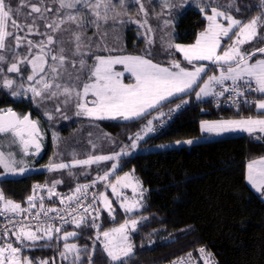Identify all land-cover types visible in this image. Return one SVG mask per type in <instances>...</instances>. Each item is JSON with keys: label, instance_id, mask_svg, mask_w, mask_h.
<instances>
[{"label": "trees", "instance_id": "obj_1", "mask_svg": "<svg viewBox=\"0 0 264 264\" xmlns=\"http://www.w3.org/2000/svg\"><path fill=\"white\" fill-rule=\"evenodd\" d=\"M9 3L16 8L20 0H9ZM142 3L145 7L147 6L146 18L153 30L152 46L145 55L166 66L171 65L173 61L182 60L175 47L169 48L168 44L172 42L175 44L192 43L198 32L206 27L204 14L197 7L190 5L178 10V6L172 3L175 5L171 7L175 20L173 28L161 29L159 20L151 16V6L157 3V0H142ZM217 3L223 6L228 3V0H218ZM126 4L128 14L123 17L124 23L113 24L109 21L99 32L95 26L87 27L86 36L92 38L90 50L92 54L114 55L142 51L141 48H144L145 41L141 37V28L135 23L128 22L129 16L140 20L134 13V9L139 6L133 0H126ZM205 4H209V0ZM212 5L214 4H209L206 12H210L209 7ZM48 6L55 7L56 5L49 0ZM235 7H238L240 11L236 12L235 8H232L234 16L246 22L257 15L259 0H235ZM29 10L27 7L21 9L16 17L18 23L25 22L24 17ZM119 10L118 8L117 11ZM45 30L41 22L39 31L44 32ZM105 32L106 36L103 35ZM18 34L23 36L24 32L21 31ZM263 38L262 36L261 39L246 44V47L256 46L258 48ZM29 39L39 41L42 37L32 34ZM8 43L15 46L13 38H9ZM15 51L23 55L27 53V46L23 45ZM3 54L7 60L0 63V67L4 68V73L0 74V80L6 75L18 82L27 72L28 66L21 65L19 74L7 73V66L12 61L13 54L11 52ZM260 58H264V54L257 53L252 60ZM228 82L231 81H225V83ZM199 83L194 90L162 102L155 110H150L148 114L140 118L123 121L111 119L97 121L100 131L94 133V136L97 134V136H102V139L99 141L100 146L94 151L92 149L93 153L98 155V153L116 152L122 145L121 143L127 142L141 129L148 117L157 113L162 112L165 115L156 117L154 124L163 117L172 116L171 124L156 138H153L150 133L145 140L140 142L141 148L149 143L173 142L197 137L201 134L199 127L201 119H226L216 116L217 111L213 108L209 96L197 98ZM14 89L15 86L12 89L0 87V107L12 106L18 112H30L33 116L53 112L54 115L49 122L52 128L63 136L60 143L54 147L55 153L51 154V158L49 157L50 152L45 151L41 158L33 163V166L47 161L66 163L73 159V154L76 158L83 159L85 149H90L86 142L94 136L88 133L91 129L78 128L82 121L87 119L82 115H76L75 101L65 104L62 97L48 100L37 98L36 105L31 107L29 100H22L18 103L13 101L10 93ZM250 96L252 101L258 98L264 99V94L259 92ZM183 100H187L188 103L170 113V109L181 104ZM253 105L246 110V114L253 113ZM57 106L60 108L59 112L56 111ZM103 131L107 132L108 136L102 135ZM257 137L259 136L237 134L169 149L139 150L134 154L124 156L119 161L118 171L130 170L147 189L143 206L128 213L113 200V217H109L104 209L100 210L99 218L95 221L89 215L85 224L77 227L70 223L63 228L60 235L68 230H75L78 233L77 236L68 238L67 243L71 241L81 247L83 257L79 264H89L90 255L91 264H164L183 257L193 259L197 256L204 264L203 258L208 254H211L215 264H264V201L245 181L246 163L264 155V138L258 139ZM73 149H77L78 153H73ZM112 163L113 161H106L69 169L32 170L19 177H2L0 167V192L3 193L5 199L24 206L27 197L34 193V186L49 188L54 181H60L55 185L56 192L60 194L59 196L66 197L78 184H91L98 175L102 176L106 171L110 172ZM105 182H96L100 190L103 189ZM99 192L95 204V208L98 209H100ZM57 199V196H53L49 200H43L44 206H53L58 202ZM35 203L40 204V200L35 199ZM141 217L147 219L140 220ZM133 219L140 220L137 229L129 233L133 252L122 261L112 262L104 252L102 245L95 239V234L118 227L125 220ZM93 222L97 227L92 226ZM7 240L11 241L14 246H20L11 234ZM45 243L49 246H43ZM49 243L61 246L65 241L56 240L55 242V239L47 242L40 241L36 247L22 248L21 254L32 261L36 257L51 259L56 254V249ZM201 248L206 251L199 252L198 249Z\"/></svg>", "mask_w": 264, "mask_h": 264}, {"label": "snow or ice", "instance_id": "obj_2", "mask_svg": "<svg viewBox=\"0 0 264 264\" xmlns=\"http://www.w3.org/2000/svg\"><path fill=\"white\" fill-rule=\"evenodd\" d=\"M133 2L139 6L137 14H144L146 17L147 10L142 0H133ZM48 3L49 0H35V2L20 0L18 7L13 8L9 0H0V63L7 60L3 53L11 52L13 59L8 63L7 73L19 74L21 65H28L31 68V73L27 76V87L24 83L19 84L17 90L12 91L13 96L20 95L23 90L25 94L30 92L34 101L37 98L63 97L65 104L75 101L77 116L84 115L97 120H131L148 114L150 110H155L169 98L194 90L198 81L202 79V74L206 73L205 65L196 66V62L200 61H211L216 64L220 68V74L208 76L196 92L198 99L207 96L220 97L225 92L237 97L243 96L245 95L242 90L244 86L238 81H244L249 90L264 94V58L251 62L257 53L264 54V47L256 48L252 52H247L242 47L261 38L260 30L264 29V0H259L257 15L246 22L237 19L231 11H228L232 8H235L236 12L240 11L238 7H235V0H228V3L223 6H212L211 14L206 12V8L209 4H214L215 0H209V4L201 6L200 12L205 14L208 23L207 27L197 34L195 42L189 45L168 44L169 48L175 47L181 52L190 65H194L192 70L182 67L176 61H173L170 67H164L146 56H95L93 64L89 65L86 57L91 54L92 38L86 36L87 27L95 26L99 32L109 21L113 24L124 23L123 17L128 14L126 0H119L118 5L113 3V0H51L55 7H49ZM199 3L203 4L204 0H199ZM174 6L171 0H163V7ZM24 7L30 10L24 17L25 22L18 23L16 17ZM117 8L120 10L117 11ZM222 21H226V25ZM9 22L11 31L8 30ZM41 22L46 29L44 32L39 31ZM128 22L138 23L140 27L145 28L146 33L153 31L148 26L147 19L141 22L129 16ZM164 23L168 25L170 21L165 20ZM21 31L24 32L23 36L18 34ZM32 34L40 35L42 39L40 41L29 39ZM103 35L106 36L107 33ZM9 38L15 40L14 47L8 43ZM224 39H231V44L219 52L218 49L223 47ZM148 42L151 43V40L149 39ZM23 45L27 46V53L21 55L15 49ZM117 64L124 65L125 70L131 73L135 79L134 84H126L122 81L120 77L123 73L113 70V65ZM225 66H227L226 71ZM3 73L4 68L0 67V74ZM228 80L232 82L231 87H223L222 91H215L216 85L223 86ZM253 81L255 88H252ZM14 86L16 81L6 75L0 80V87L4 89H12ZM89 94L92 97L90 100ZM186 103L188 101L183 100L181 104L170 109V113ZM233 103L238 101L233 100ZM245 103L254 104L258 110L264 111V99L246 100ZM56 111H60L59 106ZM159 115L162 117L165 113L161 112ZM143 131L146 134L156 131L152 120L147 122ZM201 131L215 135L236 131L246 132L250 136H256L259 133L260 136L257 138L260 139L264 138V116L238 120L202 121ZM0 133H11L22 145L25 153L30 146H34L37 153L41 150L38 122L31 120L29 115L21 118L11 108L0 109ZM143 138L139 133L136 134L131 145H125L119 152L107 155L89 154L86 159L76 158L73 154L70 164L50 163L46 167L49 170H57L118 161L121 156L129 154V149L134 151L138 147V141ZM176 143L191 144L193 141H176ZM92 147L95 148L96 145L93 143ZM23 163V161H16L11 154L6 157L4 153H0V167L4 169L5 174H23L26 171V168L22 166ZM117 167V163H112L111 170ZM108 177L109 172L106 171L104 175H98L91 184H78L71 194L66 197L61 196L60 203L66 207L45 208L43 197H41L40 207L34 216H24L18 220L7 219L5 224L0 225L2 229L0 236L5 238V243L0 245V264H33L29 257L21 255L22 248L36 247L40 241L47 242L53 239L65 241L63 251L60 252L62 260L70 261V264H79L81 249L76 244L67 243L69 237H75L78 233L72 231L63 232V235H60L63 228L57 226L55 221L59 220L62 224L71 222L80 227L86 223L89 215L93 217V221L98 219L100 209L95 208L97 197L94 195L93 202L88 205H85L83 201L88 190L97 181H107ZM247 178L258 192L264 194V157L248 163ZM57 183L60 181H54L47 189L49 198L60 195L55 192ZM139 185L140 182L129 173H125L123 177L117 176L116 183L110 184L112 194L121 198L120 207L125 212L131 213L143 206L144 190ZM40 187L42 186H34V191ZM129 187L134 195L139 191V199L129 201L123 195L122 189ZM35 199V195L27 197L29 207L23 208L21 204L5 199L0 192V216L31 213L36 209ZM99 202L111 215L114 211L112 201L105 193L99 194ZM78 212L79 219L76 218ZM50 213H55V216L49 215ZM143 219L147 218H140V220ZM32 220L37 222L35 228L30 223ZM140 220H125L118 228L97 234L96 240L101 242L104 252L112 262L122 261L132 254L133 245L130 242L129 233L137 229ZM92 226L97 227L95 222ZM9 234L15 237L20 246H14L7 240ZM43 246L49 245L45 243ZM198 251L204 253L206 250L201 248ZM203 259L204 264H215L211 254ZM38 264H49V261L40 260ZM89 264H91V255ZM171 264H185V261L181 258L172 261Z\"/></svg>", "mask_w": 264, "mask_h": 264}, {"label": "rangeland", "instance_id": "obj_3", "mask_svg": "<svg viewBox=\"0 0 264 264\" xmlns=\"http://www.w3.org/2000/svg\"><path fill=\"white\" fill-rule=\"evenodd\" d=\"M208 0H204V3L201 4L199 3V0H171V3H175L176 6H178V10L181 9V7L183 6H195L197 7L198 9H200L201 6H204L205 3L207 2ZM218 0H215V3L214 5L212 6H218L220 4L217 3ZM113 3H116L118 5L119 1H116V0H113ZM211 6V7H212ZM221 6V5H220ZM147 7V6H146ZM145 7V8H146ZM209 7V8H211ZM118 10V8H117ZM224 10V9H222ZM228 11H231V14L234 16L233 12H232V9H228ZM134 13L136 16H138L140 18V21L143 22V20L147 19L144 14H137L138 13V8L134 9ZM208 14H211V9H210V12H207ZM151 16L157 18L159 20V25H160V28L161 29H166L167 27H170L169 29H172L173 28V23H174V18L172 16L173 14V10L172 8H165L163 7V0H157V3H155L154 5L151 6ZM236 17V16H235ZM204 18H205V14H204ZM237 19H241L242 18H239V17H236ZM137 19V18H136ZM206 19V18H205ZM138 20V19H137ZM165 20H169L170 23L168 25H165L164 21ZM149 20L147 19V22ZM223 23H225L226 25V21H222ZM207 23L208 21L206 20V27H207ZM139 28H141V37L143 38V40L145 41L144 42V48H141L142 51H139L137 53H128V54H103V53H99V54H91L89 56L86 57L87 59V63L89 65L93 64L94 62V57L95 56H103V57H108V56H146L147 58H149L147 55H145V53L150 49V47L152 46V32L151 33H146L145 31V28H142L140 27V25L138 23H135ZM148 26L151 27L150 23L148 22ZM205 27V28H206ZM9 28L10 27V22H9ZM152 28V27H151ZM204 28V29H205ZM203 29V30H204ZM202 30V31H203ZM238 30V29H237ZM171 31V30H170ZM200 31V32H202ZM261 37L263 36L264 37V29H261ZM198 32V33H200ZM232 37L234 38L235 37V33L233 32L232 33ZM149 39L151 40V43H149ZM261 39V38H260ZM41 40V39H40ZM39 40V41H40ZM196 40V39H195ZM195 40L192 42V43H188V44H180V45H189V44H193L195 42ZM259 40V39H258ZM223 43V47L221 49H218L219 52H222L225 48H227L230 44H231V39H224L222 41ZM261 43L262 44H259V47H264V38L261 40ZM171 44H175L174 42H172ZM179 44V43H178ZM243 49L247 52H252L254 49H256L257 47L254 46L253 48H247L246 45H243L242 46ZM258 47V48H259ZM179 52V51H178ZM180 55H181V59L182 60H179L178 62L181 64L182 67L188 69V70H192L193 66L194 65H190L185 59H184V56L181 52H179ZM150 59V58H149ZM261 59V58H260ZM257 60V59H256ZM153 61V60H152ZM154 63H157V64H160L164 67H170L169 66H166V65H163L161 63H158V62H155L153 61ZM251 62H255V60H251ZM200 64H203L206 66V73L202 74V79H200L198 82L199 83V86H198V90L199 91V87L203 85L204 81L207 80L208 76H211V75H219L220 74V68L216 65V64H213L211 61H200V62H196V66H199ZM28 66V65H27ZM227 69V66L224 67V70L226 71ZM113 70L116 71V72H119V73H123V76L120 77L122 79V81L126 84H134L135 83V79L134 77L131 76V73L127 72L125 70V67L124 65H121V64H117V65H113ZM31 73V68L30 66H28L27 68V72L25 73V75L23 76L22 79H20L18 82H16V86H15V89L12 90V91H15L17 90V87L19 86V84L21 83H24L25 84V87H27V76ZM86 79V77H85ZM15 80V79H14ZM11 91V93H12ZM10 93V96L11 98L13 99L14 102H21L22 100H29L30 101V105L31 107L33 105H36V101H34L33 97H32V94L29 92V93H24L23 90H21V94L18 95V96H13L12 94ZM204 98V97H203ZM43 100H46L44 98H41ZM88 99H92L91 95L89 94V97ZM170 99V98H169ZM48 100V99H47ZM62 101H63V97H62ZM8 108H11L13 109L12 106H3V107H0V109H3V110H7ZM18 115L20 117L24 116L25 114L29 113L31 114L30 112H26V113H21V112H18ZM53 112H47V113H44L43 115H37V116H32V118L38 122V127H39V142L41 144V150L37 153L36 152V149L34 146H30L29 147V150L27 153H25L23 151V148H22V145L19 143V141L13 137V135L11 133H0V153H4V155L7 157L9 154H11L16 161H23V165L25 168H26V171L23 173L25 174L26 172H29V171H32V170H48L49 168L46 167L47 165H49L51 162L47 161L46 163H42L38 166H33V163L37 160H39L42 156V154L46 151L50 152V158H51V154H54L55 151H54V147H56L57 143H60L61 139L63 136H61V134L57 131V130H54L51 125V123L49 122V119H51L53 117ZM84 118H86L87 120L85 121H82L81 125H79L78 128H81L83 129V127H86L88 129H91L90 132H88L90 135H93L94 136V133H97L100 131V127H99V123H97V119H92V118H89V117H86L84 115H82ZM159 116V113L157 114H154L153 116L151 117H148L144 123V125H142L141 129L136 133V134H140L141 136H143L144 138L142 140H145L150 133H145L143 131V129L145 128V126L147 125V122L149 120H152L153 121V124H154V119L156 117ZM51 117V118H50ZM90 119V120H89ZM239 118H226V119H212V118H206V119H201L200 120V124H199V127H200V131H201V122L202 121H220V120H238ZM105 120V119H104ZM111 120H122V119H111ZM88 121V122H87ZM123 121V120H122ZM92 131V132H91ZM241 133H246V132H242V131H236V132H227V133H223V134H220V135H215V134H209V133H206V132H202L201 131V134L197 137H194V138H191V139H180V140H176V141H186V140H192L193 143H197V142H202V141H207V140H211V139H217V138H221V137H227V136H234V135H237V134H241ZM87 134V135H89ZM136 134L133 136H131L127 142H123L121 143L122 145L119 146V148L116 150V152H119L120 149L122 147H124L125 145H131V142H132V139L136 136ZM99 135V133H98ZM102 135H106L108 136V133L103 131ZM102 139V136H97V134L93 137V138H90L88 139L86 143L87 146L90 148V149H85V151L83 152L84 153V157L83 159H86L87 156L89 154H94L93 151L96 150L98 148V146H100V140ZM138 141V147L132 151L129 149V154L128 155H131V154H134L135 152L141 150V151H155V150H162V149H169V148H173V147H180L182 145H191V144H186V143H179L177 144L176 141H173V142H160V143H149L147 144L146 146H144L143 148H141L140 146V142L142 141ZM109 142H112V141H109ZM95 144L96 147L93 148L92 147V144ZM93 149V151H92ZM73 153H78L77 149H73L72 151ZM98 155H102L101 153H98ZM103 155H107V154H103ZM128 155H123L119 158L118 161H113V163H117L118 164V167L115 169V170H111L110 169V172H109V179L105 182V185L103 187L102 190H100L99 194L101 192L105 193V195L108 196L109 200L113 202L116 201L117 204L120 206L121 204V198L117 197V196H114L112 194V190H111V187H110V184L112 183H116V178L117 176H120V177H123L125 173H129L132 177L133 174L131 173L130 170H124V171H121L119 172V161L122 157L124 156H128ZM255 160V159H253ZM251 160V161H253ZM72 161V160H71ZM71 161L69 162H66L68 164L71 163ZM250 161V162H251ZM62 162V161H61ZM58 161V163H61ZM249 163V162H248ZM248 163L246 164V173H247V165ZM2 168V167H1ZM23 174H5V171L4 169L2 168V177H19ZM135 178V177H134ZM136 180H138L137 178H135ZM139 181V180H138ZM140 182V181H139ZM140 187H142V189L144 190L143 191V201L145 199V196H146V192H147V189L142 185V183L140 182ZM41 189V188H40ZM46 190V189H45ZM122 192H123V195L125 197L128 198L129 201H132L133 199H139L140 198V195H139V191L137 192L136 195L133 194L132 192V189L131 187L129 188H124L122 189ZM112 208H113V204H112ZM104 207L103 205L100 203V210H103ZM123 209V208H122ZM105 210V209H104ZM109 217H113V212L112 214L110 215L109 212L107 210H105ZM119 227V226H118ZM118 227H112V228H109L107 229L106 231L110 230V229H113V228H118ZM72 231H75V230H68V231H65V232H72ZM104 232V231H103ZM98 233H101V232H97L95 234V239H96V236ZM63 235V233L61 234ZM71 238V237H69ZM58 241V240H57ZM99 241V240H98ZM55 242H56V239H55ZM70 244H75L74 242H68ZM99 243L101 244V242L99 241ZM49 244H52L53 246H55V249H56V254L51 258V259H48V258H43V257H36V259L33 260V264H38V262L40 260H47L49 261V264H52V262H54V264H70V261H67V260H62L61 257H60V252L63 251V243L61 246H57L56 243H49ZM80 249L81 247L78 246ZM83 250V249H82ZM22 255V254H21ZM23 256V255H22ZM80 257L82 258L83 257V254L80 253ZM80 258V259H81ZM187 259V258H186ZM188 260V259H187ZM204 261V260H203ZM200 261H198L196 264H202L201 262L199 263Z\"/></svg>", "mask_w": 264, "mask_h": 264}, {"label": "built area", "instance_id": "obj_4", "mask_svg": "<svg viewBox=\"0 0 264 264\" xmlns=\"http://www.w3.org/2000/svg\"><path fill=\"white\" fill-rule=\"evenodd\" d=\"M231 83L232 82H228L225 83L224 85H216L215 86V91L219 92L223 90V87H231ZM239 84H241L242 86H244L242 88V90L245 92V95L243 96H235L232 93L229 92H225V94L223 96L220 97H215V96H209L210 101L213 105V108L217 111L216 116L219 118H230L232 116H236L239 118H244L246 116H250V114H246V110L252 105L250 103H245V101H252L251 98V94L256 93V91H252L249 90L248 87L245 85L244 81H238ZM252 88H255V83L254 81L252 82ZM233 100H237L238 103H233ZM161 121H163V123H161ZM172 121V116L169 117H163L162 119H160L157 123H155L153 126L155 127L156 131L152 132V136L153 138L158 137L159 135H161L171 124ZM41 188V189H40ZM38 189H35V191H38L39 193L41 192L43 194V199L44 200H49L51 198H49V193H48V188H44V187H40ZM46 189V190H45ZM100 191V186L95 184L94 186H92L87 193L86 198H84V204L88 205L91 204L93 202V196L95 195L97 197L98 200V192ZM55 192H56V188H55ZM57 193V192H56ZM55 197V196H54ZM60 197L61 196H57V200L58 202L55 203L53 206H48L45 208H51V207H56V208H61V207H66V205H61L60 203ZM23 208H28L29 204L26 201V204L24 206H22ZM73 207H75V205H73ZM39 209V208H38ZM37 208L34 209L31 213H20L18 216L14 215V214H8V216H0V225H3L6 223L7 219H13V220H18L21 219L24 216H34L35 212L38 210ZM49 215L55 216V213H50ZM77 219L80 218V213H77L76 216ZM28 222V221H26ZM31 225L33 226V228H35L36 226V221L32 220L30 221ZM71 223V222H70ZM68 223V224H70ZM55 224L57 226H61L62 228L66 227L68 224H62L59 220L55 221ZM0 231H2V229H0ZM5 238L0 236V245L4 244ZM188 260H187V259ZM181 259V258H180ZM180 259H175L172 261H177ZM185 264H196L199 261V256L190 259L188 257H183ZM172 261H169L167 263L164 264H171Z\"/></svg>", "mask_w": 264, "mask_h": 264}, {"label": "crops", "instance_id": "obj_5", "mask_svg": "<svg viewBox=\"0 0 264 264\" xmlns=\"http://www.w3.org/2000/svg\"><path fill=\"white\" fill-rule=\"evenodd\" d=\"M259 99H263V98H258L257 100H259ZM262 116H264V111H262V110H258L256 107H255V105H253V113H251V115L250 116H247V117H253V118H256V117H262ZM247 117H244V118H247ZM239 119H241V118H239ZM241 134H248V133H241ZM256 136H260V134L259 133H257L256 134ZM262 157H264V155L263 156H261V157H258V158H256L255 160H258V159H260V158H262ZM251 161V160H250ZM250 161H248V162H250ZM247 162V163H248ZM246 163V164H247ZM245 169H246V167H245ZM245 181H246V183L250 186V188L264 201V194H262L261 192H258L257 190H256V188H254L253 186H252V184L248 181V178H247V173H246V170H245ZM34 193H32V195H35V197H36V199L37 200H40V198L41 197H43V194L40 192H38V191H33ZM44 200V199H43ZM27 201V200H26ZM34 203H35V200H34ZM26 204V203H25ZM36 204V208L38 209L39 207H40V204H38V203H35Z\"/></svg>", "mask_w": 264, "mask_h": 264}, {"label": "water", "instance_id": "obj_6", "mask_svg": "<svg viewBox=\"0 0 264 264\" xmlns=\"http://www.w3.org/2000/svg\"><path fill=\"white\" fill-rule=\"evenodd\" d=\"M12 110L15 111V112L17 113L16 110H14V109H12ZM17 114H18V113H17ZM25 115H29V116H30V119L33 120V121H35V120L32 118L31 114L27 113V114H25ZM18 116H19V115H18ZM19 117H20V116H19ZM22 117H23V116H22ZM22 117H21V118H22ZM38 128H39V127H38Z\"/></svg>", "mask_w": 264, "mask_h": 264}, {"label": "bare ground", "instance_id": "obj_7", "mask_svg": "<svg viewBox=\"0 0 264 264\" xmlns=\"http://www.w3.org/2000/svg\"><path fill=\"white\" fill-rule=\"evenodd\" d=\"M44 203V202H43ZM45 204V203H44Z\"/></svg>", "mask_w": 264, "mask_h": 264}]
</instances>
